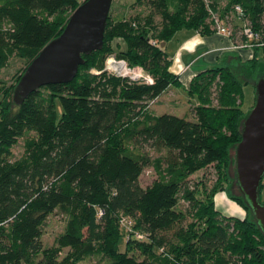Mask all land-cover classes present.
Masks as SVG:
<instances>
[{
  "label": "trees",
  "instance_id": "trees-1",
  "mask_svg": "<svg viewBox=\"0 0 264 264\" xmlns=\"http://www.w3.org/2000/svg\"><path fill=\"white\" fill-rule=\"evenodd\" d=\"M220 1L135 0L148 14L113 20L109 12L102 47L82 55L71 82L42 86L19 105L12 99L15 84L8 101L0 100V264H77L90 256L107 257L98 264H264V235L233 191L235 172L229 174L230 153L241 140L243 85L264 75V0H225L219 20L236 18L234 44L247 41L242 22L262 44L251 46L248 60L226 52L192 78L183 88L197 100L192 118L149 110L170 86L180 87L161 42L183 28L215 31L208 18L219 12ZM79 4L0 0V70L13 57L26 60V70ZM115 50L117 59L142 68L152 82L105 70L103 60ZM28 131L34 136L25 140L22 156L10 161L11 148ZM147 148L163 154L152 160ZM150 165L157 177L144 187L139 178ZM209 166L217 174L209 194L199 199L192 190L182 191L190 175ZM180 191L194 210L190 222L178 207ZM218 193L244 215L223 214L216 207ZM55 211L63 215L64 228L44 246L43 225ZM122 218L146 238L128 237Z\"/></svg>",
  "mask_w": 264,
  "mask_h": 264
},
{
  "label": "water",
  "instance_id": "water-1",
  "mask_svg": "<svg viewBox=\"0 0 264 264\" xmlns=\"http://www.w3.org/2000/svg\"><path fill=\"white\" fill-rule=\"evenodd\" d=\"M112 0H84L70 14L59 36L49 41L30 62L13 91V102L21 104L42 86L65 84L77 75L83 54L102 47ZM161 42L160 47H164ZM110 58L105 70H110ZM255 101L240 122L241 140L235 147L236 189L264 235V202L260 183L264 177V75L253 82Z\"/></svg>",
  "mask_w": 264,
  "mask_h": 264
},
{
  "label": "rangeland",
  "instance_id": "rangeland-1",
  "mask_svg": "<svg viewBox=\"0 0 264 264\" xmlns=\"http://www.w3.org/2000/svg\"><path fill=\"white\" fill-rule=\"evenodd\" d=\"M77 1L79 3H82L84 0H77ZM134 2L135 0H112L109 11L111 18L113 20H120L127 18L130 15H135L137 13L142 15L148 14L149 10L145 6L134 4ZM224 5H225V0H221L219 3V8H220L219 12L212 13L211 16H209L208 18L209 23L210 22L214 23L212 25V28L214 29H215V20H219L220 17L219 13L222 12V7ZM229 15L230 16L226 18L227 19L226 24L229 25L231 30H233L234 26H236L239 23L237 22L236 18H234L231 14ZM155 21L156 23H158L159 18H156ZM243 23L244 22H242L241 24L243 25ZM113 44L115 47V45H118L119 43L115 41ZM115 53L116 50L115 52L106 55L102 64L103 68H105L106 62L108 61L109 58L113 57L117 59ZM251 54L253 56V50ZM260 54L261 52L258 53V57H261ZM26 65H27L26 60L13 57L9 60L6 67L0 70V100L3 98L4 101H8L9 99L8 95L11 97L12 95L11 90H13V87L17 82V78L19 77V75L23 73ZM91 72L95 73L98 72V70L97 68H92ZM172 90L174 91L178 89L174 87ZM213 90L214 87L212 88V91ZM242 92H243V95L241 97L242 103L240 107L244 112L243 117L245 118L254 105V101H255L254 86L251 83L244 84L242 88ZM213 94H214L213 96H215V91H213ZM196 104H197L196 98H190L185 90H180V91H176L174 96L169 95V93L163 94L160 97V102L152 103V107L150 106L149 110L153 115H159L161 113H170V114H176L178 116L192 118L191 108ZM55 112H56V119H59L62 113L61 104L59 100H56L55 102ZM33 136L34 133L32 131L25 132L24 135L18 139L17 144L11 148L8 159L10 161H15L19 159L24 152L25 140ZM145 151L149 154L152 160L160 157V154H163V151L159 153L149 148L145 149ZM230 154L233 159V163L229 168V174L231 177H234L233 174H234L235 150H232ZM156 177H157V172L155 166L150 165L144 168L142 174L140 175L139 181L140 184L145 187L149 185ZM216 180H217V174L215 168L213 166H209L205 169L199 170L194 174L190 175L186 180V183L184 185V188H182V191L184 189L192 190L195 192L196 198L202 199L205 197V195L208 192L210 193V190L215 184ZM236 190H237L236 187H234L233 191L237 192ZM178 197H179L178 207L188 214L187 222H190L192 220L191 213L194 212V210L191 211L192 208L190 207L188 201L184 199L183 192L180 191ZM215 200H216V207L225 215L240 216L245 212L243 208L238 206L233 201H230L222 193H219L215 197ZM260 200L264 202V177L261 180ZM64 224H65V219L60 212L55 211L52 214H50L46 218L45 223L43 225V231L41 236L42 244L44 246L52 244L54 242V239L57 237V235L63 231ZM121 235L122 236L119 241V249L124 250L126 238L123 233ZM65 251L66 248L63 249V252ZM106 259L107 257L105 256L104 257L90 256L82 261H79L77 264H98L100 262L105 261Z\"/></svg>",
  "mask_w": 264,
  "mask_h": 264
},
{
  "label": "crops",
  "instance_id": "crops-1",
  "mask_svg": "<svg viewBox=\"0 0 264 264\" xmlns=\"http://www.w3.org/2000/svg\"><path fill=\"white\" fill-rule=\"evenodd\" d=\"M235 46L231 36L216 30L206 34L192 28L176 31L165 42L164 49L171 60L170 71L178 76L180 87L170 86L163 94L169 93L174 96L176 91L187 89L197 73L217 65L226 52H237L242 60L252 57L250 47L236 48ZM174 87L178 90L173 91ZM160 97L153 103L160 102Z\"/></svg>",
  "mask_w": 264,
  "mask_h": 264
},
{
  "label": "built area",
  "instance_id": "built-area-1",
  "mask_svg": "<svg viewBox=\"0 0 264 264\" xmlns=\"http://www.w3.org/2000/svg\"><path fill=\"white\" fill-rule=\"evenodd\" d=\"M235 10L237 12L241 11L239 6H236ZM215 28H216V31L219 33H222V34H225L228 36L231 35L232 30L230 29L229 25L222 23L219 20H215ZM242 33L247 38V41L243 44L236 45L235 46L236 48H242V47H250L251 48V46L253 44H255V45H261L262 44V42H259V38H260L259 34L257 32H255L254 30H252L251 27L248 26L247 23L243 24ZM107 62H106V64H107ZM109 72L113 73L117 76L128 77L130 80H133V81H142V82H146V83L152 82L151 76L149 74H147L142 68H131L127 65V63L123 59L113 58L112 61L110 62ZM121 223L124 226V228L127 230V232H128L127 236L128 237L131 235L133 238H138V239H145L146 238V234L133 231V229L131 228L132 227L131 222L129 220H127L126 218H122Z\"/></svg>",
  "mask_w": 264,
  "mask_h": 264
}]
</instances>
